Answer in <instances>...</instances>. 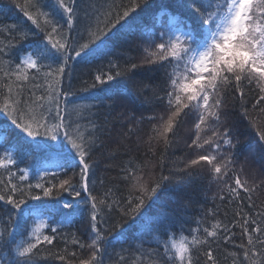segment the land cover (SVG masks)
<instances>
[{"label":"snow or ice","instance_id":"obj_1","mask_svg":"<svg viewBox=\"0 0 264 264\" xmlns=\"http://www.w3.org/2000/svg\"><path fill=\"white\" fill-rule=\"evenodd\" d=\"M10 3L23 19L0 24V118L16 133V139L0 152V170L7 174L6 182L0 180V207L6 209L7 217L0 218V264H41L42 259L61 264H199L202 249H206L205 264H218L212 244L231 240V226L214 220L210 227H202L198 220L187 235L183 226L179 234L173 232L174 224L161 231L166 213L151 210L164 194L201 177L205 170L210 183L217 185L221 201L227 197L243 205L246 197L248 206L254 207L252 194L259 185L242 179L243 165L239 169L235 165L243 154L241 148L249 152L245 162L251 158L264 164V0L192 3L189 9L196 28L161 11L153 17L154 27L158 24L164 29L158 33L154 27L143 31L147 26L133 15L142 0ZM164 15L168 16L166 27ZM138 30L146 37L140 45L144 55L139 63L131 62L135 57L126 58L123 65L109 60V71L95 74L86 88L72 89L76 64L105 53L115 55L117 43ZM37 36L42 39L34 40ZM154 37L161 42L156 43ZM145 66L163 71V89L136 79ZM113 89L112 95L141 108L159 104L165 111L137 117L121 103L126 111L113 116L116 101L109 104L102 99L111 100L108 93ZM245 89L256 92L251 105L255 116ZM226 92L238 102L240 121L226 105ZM86 98L93 102L77 103ZM190 114L195 120L194 138L186 149L193 157L185 159L186 151L165 174L164 157L178 144V130ZM117 121L127 122V132L120 133L118 143L130 139L144 121L156 122L151 123V134L143 143L153 154L155 145L163 144L160 171L152 165L146 173L147 162L130 160L120 168L124 194L117 195L121 189L113 187L94 194L104 181L96 176L98 161L93 156L106 148L104 137L111 134L109 125ZM240 124L247 125L254 143L242 144L245 131ZM4 138L0 124V148ZM140 144L137 137V147ZM118 150L107 149V153ZM34 154L44 162L35 170L36 182L25 183L32 170L24 168L17 169L20 175L14 183L17 156ZM236 216L239 219L233 226L238 224L246 243L238 245L242 256L234 253L231 264H264V226L252 214L237 212ZM29 217L34 218L33 224L18 238L21 223ZM85 218L90 243L75 232L68 239L62 230ZM58 241L63 248H56ZM115 243L121 245L119 250L112 248ZM153 243L155 247H145Z\"/></svg>","mask_w":264,"mask_h":264},{"label":"trees","instance_id":"obj_2","mask_svg":"<svg viewBox=\"0 0 264 264\" xmlns=\"http://www.w3.org/2000/svg\"><path fill=\"white\" fill-rule=\"evenodd\" d=\"M127 2V0H125ZM195 3L196 6H200V0H142L141 7L136 10L133 15L137 20L141 21L143 25L147 26L143 31L153 29L154 21L153 17L157 16L161 11H166L167 13L177 15L181 20H187L193 25V28L198 27L196 23L195 16L191 13L189 5ZM23 19L22 14L18 12L10 3V0H0V24H17ZM162 21L167 26L168 16L164 15ZM27 26V25H26ZM158 24L155 25L154 31L156 33L163 31ZM156 43L161 41L158 37H154ZM42 36H37L34 40H40ZM146 37L142 34V31L138 30L136 33L129 35L127 40H120L114 49L115 55L112 53H105L102 55H97L95 57H89L86 60L76 64L72 71L71 87L74 91L86 88L93 82V77L98 72L109 71L108 62L112 60L113 62L120 63L123 65L127 59L135 57L131 62L139 63L143 58V51L140 45L144 44ZM34 42V41H33ZM16 62H19L18 60ZM136 79L144 80L146 83H151L158 89H163L166 83V79L162 70H158L155 66L151 70L147 66L141 68L137 72ZM87 82V83H85ZM36 83H42V81H37ZM32 85H28L31 87ZM67 86V82L66 85ZM253 89L255 86H252ZM116 89L111 90L108 95L112 96V99H108L107 96L102 97L105 103H112L113 100L116 101L117 107L113 111V116H116L121 111H126V109L121 108L119 105L121 103L127 104L128 108L135 112V115L139 117L140 115H150L153 112L163 113L165 111L164 106L155 105L153 107H139L138 103H133L123 96L112 95ZM248 92L247 102L249 105L250 113L253 116L257 115L255 109L251 108L252 103H254V97L256 92L254 90L245 89ZM36 94L40 95V90L36 89ZM79 95L87 97V93L78 92ZM224 99L227 107L233 109V117L235 120L240 121L238 102L236 101L233 94L225 93ZM91 99H85L83 101H77V103H92ZM151 123H156L155 121ZM151 123L144 121L140 128L131 134V138L118 143V138L120 133L127 132V122L123 124L117 121L116 123L110 124L111 134L104 137L106 148L99 149L94 153L93 159L98 161V166L96 168V176L104 181V185H97V192L94 194H100L106 191L107 188H119L121 189L117 195L124 194L123 189L125 187L124 183L121 181L120 168L127 164L130 160L138 162L140 164H145L147 162V167L145 172L147 173L152 165H156L155 171L158 173L160 171L159 165L161 163L160 157L162 155L163 144L155 145L154 154L147 150V145L143 143L148 139L151 134ZM195 123L193 115H189L182 126L178 130V144L174 148L170 149L164 157L163 163L165 165V174H167V168L172 166V161L177 160L187 151L186 145L191 143L194 138L193 125ZM0 124H3V130L5 133L4 147L0 148V152L7 149L8 145L11 144L16 139L15 131L8 127L7 122L0 118ZM241 130L245 131V135L240 137L242 144L244 142H253L254 137L250 132L247 131L246 124H240ZM137 137L140 138V146L137 147ZM154 143V142H153ZM119 149L118 151L107 153V149ZM242 155L239 161L236 163L235 167L239 169L243 165V172L240 173L241 178L247 177L249 184H257L259 187L252 194V202L254 207H249L247 198L245 197V202L243 205H238L235 201L229 200L227 197L225 200L221 201L219 199V194L217 192V185L215 183H210L211 177L207 170L204 171L203 175L199 178L182 184L177 190L164 194L161 200L152 208V213L163 212L166 213L167 218L163 219V224L160 225L161 231L164 227L170 224H174L172 227L173 232L179 234V228L183 226L184 234H188V229L197 226L196 221H201L202 227H210L214 220H220L224 224H228L232 227V232L234 233L231 240L225 242L219 239L216 243L212 244L213 255L217 258L218 264H231L233 259V254L237 256H242V249L238 247L241 243H246V237H242L241 229L238 224L233 226L234 223L239 219L236 216L237 212L242 215L245 213L252 214V218L256 219L257 222L264 226V216L255 215L257 212L264 213V164L252 160L251 158L245 162V156L249 155L247 149L241 148ZM193 157L191 151H187L185 159H190ZM18 164L16 167L12 168V171L16 173L13 177V182H18L17 177L20 175L17 169L29 168L32 170V175H30L29 180L25 183H35V170L41 168L44 164L35 154L29 158L27 156L21 157L17 156ZM55 171L54 168L50 169ZM63 178V177H61ZM147 178V176H146ZM0 180L6 182L7 174L0 170ZM67 195V194H65ZM244 194L242 193V196ZM215 197V199H214ZM47 199V198H45ZM3 202H0L2 204ZM30 203H34L30 201ZM167 205V207H163ZM211 210V212H209ZM6 209L0 207V218L6 220L7 217L4 215ZM214 213V215H213ZM33 217H29L24 220L20 229L17 233L18 238L25 234V229L33 224ZM63 233H68V239L71 238V234L75 232L80 236L84 242L90 243L87 219L77 220L70 227H65ZM50 234V233H49ZM149 237H146L148 239ZM64 244L62 242L56 243V248H63ZM121 245L115 243L112 245L113 249L119 250ZM127 247V244L124 245ZM145 247H155V244L145 245ZM55 251L56 249H52ZM69 250H72V245L69 244ZM111 250V249H110ZM202 249L198 254L197 258L199 264H205L206 258L203 255ZM5 254H7V249H4ZM115 257H113V260ZM41 264H61L60 261L55 259L43 260Z\"/></svg>","mask_w":264,"mask_h":264}]
</instances>
